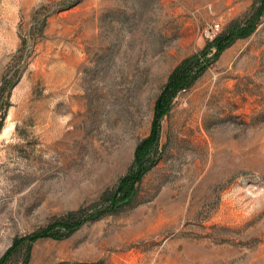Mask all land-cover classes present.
<instances>
[{
    "label": "rangeland",
    "instance_id": "obj_1",
    "mask_svg": "<svg viewBox=\"0 0 264 264\" xmlns=\"http://www.w3.org/2000/svg\"><path fill=\"white\" fill-rule=\"evenodd\" d=\"M261 4L0 0V264H264V12L213 43ZM192 56L207 67L159 120L134 200L109 209Z\"/></svg>",
    "mask_w": 264,
    "mask_h": 264
},
{
    "label": "trees",
    "instance_id": "obj_2",
    "mask_svg": "<svg viewBox=\"0 0 264 264\" xmlns=\"http://www.w3.org/2000/svg\"><path fill=\"white\" fill-rule=\"evenodd\" d=\"M263 12L264 0H262V4L258 11L247 20L243 27H238L227 35H219L214 38L213 43L216 45L218 50L216 55H218L236 38L250 34L254 30L256 23ZM207 65L208 63H202L197 56H192L184 60L171 74L168 83L156 103V115L152 135L138 146L133 167L128 174L121 178L116 190L107 198L109 209H118L119 207L134 200L137 195L136 184L141 180L142 175L148 169V156L158 137L159 120L168 113L173 99L176 97L178 92L191 85L197 76L204 71ZM81 223L82 220H77L75 218H72L71 222H59L60 225L65 227L68 233L74 231V229ZM48 235H50L48 232L37 233L31 235V239L34 240L40 236ZM19 242V240H16L15 246H17ZM10 252L11 250H9L0 261L5 262L8 259Z\"/></svg>",
    "mask_w": 264,
    "mask_h": 264
}]
</instances>
